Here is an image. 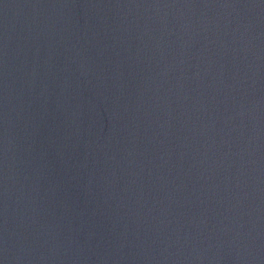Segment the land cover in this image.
<instances>
[{"label": "water", "instance_id": "1", "mask_svg": "<svg viewBox=\"0 0 264 264\" xmlns=\"http://www.w3.org/2000/svg\"><path fill=\"white\" fill-rule=\"evenodd\" d=\"M0 264H264V0H0Z\"/></svg>", "mask_w": 264, "mask_h": 264}]
</instances>
